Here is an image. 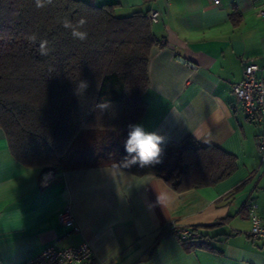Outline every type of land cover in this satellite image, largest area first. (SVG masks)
Instances as JSON below:
<instances>
[{
    "label": "crops",
    "instance_id": "1",
    "mask_svg": "<svg viewBox=\"0 0 264 264\" xmlns=\"http://www.w3.org/2000/svg\"><path fill=\"white\" fill-rule=\"evenodd\" d=\"M82 1L113 4L120 17L158 12L142 95L146 113L136 123L164 136L162 148L185 137L216 146L235 157L236 169L214 185L183 191L109 165L54 172L17 161L0 129V264L83 242L103 264H264V241L248 234L251 201L264 219L257 147L264 126L247 120L231 88L247 62L264 79V0ZM65 207L80 231L68 233L59 222ZM170 221L196 229L200 239L162 237L160 227Z\"/></svg>",
    "mask_w": 264,
    "mask_h": 264
},
{
    "label": "trees",
    "instance_id": "2",
    "mask_svg": "<svg viewBox=\"0 0 264 264\" xmlns=\"http://www.w3.org/2000/svg\"><path fill=\"white\" fill-rule=\"evenodd\" d=\"M40 5L0 0V129L17 161L54 172L115 166L152 174L175 191L211 186L235 171L233 155L192 137L163 147L159 164L123 165L127 125L146 113L142 95L157 44L148 14L120 17L113 4L82 0ZM74 28L87 38H74ZM79 81L87 82L85 90L78 89ZM101 103L108 107H97ZM200 237L179 240L188 244Z\"/></svg>",
    "mask_w": 264,
    "mask_h": 264
},
{
    "label": "built area",
    "instance_id": "3",
    "mask_svg": "<svg viewBox=\"0 0 264 264\" xmlns=\"http://www.w3.org/2000/svg\"><path fill=\"white\" fill-rule=\"evenodd\" d=\"M222 0H212L214 5H220ZM264 16V10L259 12ZM151 22L157 21L158 12L151 10L148 13ZM259 66L255 62L243 65L242 77L231 86L232 93L237 100L247 120L264 126V79L258 73ZM257 147L260 153V163L264 164V135L258 138ZM248 214L251 221L248 234L254 239L264 241V219L258 213V205L251 201L248 205ZM59 222L67 228L68 233L80 231L79 225L69 207L58 213ZM169 232L180 240L198 238L200 234L192 227L183 226L176 221H170L160 227V233ZM22 264H103L94 259L90 243L83 242L75 246L52 245L46 247L38 255L24 261Z\"/></svg>",
    "mask_w": 264,
    "mask_h": 264
},
{
    "label": "clouds",
    "instance_id": "4",
    "mask_svg": "<svg viewBox=\"0 0 264 264\" xmlns=\"http://www.w3.org/2000/svg\"><path fill=\"white\" fill-rule=\"evenodd\" d=\"M50 2V0H48ZM38 6L40 5V0H38ZM80 25L82 26L85 21L80 20ZM66 27L69 25L66 23ZM72 35L74 38L81 41L87 38V33L85 31H79L73 29ZM34 39V37H31ZM41 53L46 55L47 49L44 45H41ZM86 81H79L78 89L85 90L87 88ZM97 107L104 109L108 105L106 103H101ZM127 138L124 142V148L127 156L122 161V164L126 167H131L133 165H138L140 167L150 166L159 164L162 162L161 157L163 153L162 144L165 143V137L158 134L155 131H147L144 126L140 123H130L127 125Z\"/></svg>",
    "mask_w": 264,
    "mask_h": 264
},
{
    "label": "water",
    "instance_id": "5",
    "mask_svg": "<svg viewBox=\"0 0 264 264\" xmlns=\"http://www.w3.org/2000/svg\"><path fill=\"white\" fill-rule=\"evenodd\" d=\"M178 60H181L183 62H185L184 60H182L181 58L178 57ZM190 66H194L192 63H189Z\"/></svg>",
    "mask_w": 264,
    "mask_h": 264
},
{
    "label": "rangeland",
    "instance_id": "6",
    "mask_svg": "<svg viewBox=\"0 0 264 264\" xmlns=\"http://www.w3.org/2000/svg\"><path fill=\"white\" fill-rule=\"evenodd\" d=\"M118 133H119L118 131L115 132V134H118ZM103 141H104V139L101 141V144H103Z\"/></svg>",
    "mask_w": 264,
    "mask_h": 264
}]
</instances>
